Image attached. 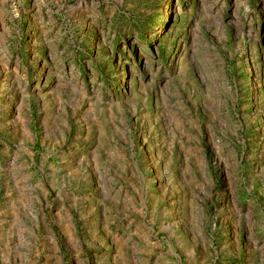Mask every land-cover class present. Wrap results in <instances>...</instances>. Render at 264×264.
<instances>
[{
	"label": "rangeland",
	"instance_id": "obj_1",
	"mask_svg": "<svg viewBox=\"0 0 264 264\" xmlns=\"http://www.w3.org/2000/svg\"><path fill=\"white\" fill-rule=\"evenodd\" d=\"M0 264H264V0H0Z\"/></svg>",
	"mask_w": 264,
	"mask_h": 264
}]
</instances>
